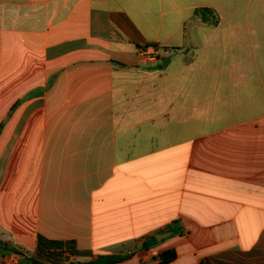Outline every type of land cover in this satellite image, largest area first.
<instances>
[{"label":"crops","instance_id":"0c3cea01","mask_svg":"<svg viewBox=\"0 0 264 264\" xmlns=\"http://www.w3.org/2000/svg\"><path fill=\"white\" fill-rule=\"evenodd\" d=\"M170 251L264 264V0H0V264Z\"/></svg>","mask_w":264,"mask_h":264},{"label":"trees","instance_id":"16d2710c","mask_svg":"<svg viewBox=\"0 0 264 264\" xmlns=\"http://www.w3.org/2000/svg\"><path fill=\"white\" fill-rule=\"evenodd\" d=\"M213 13L212 10L210 9H201L197 12V14H201V16L203 17L204 20L208 21V14ZM155 48H157V45L153 44ZM147 48V47H145ZM119 65L125 66L124 64H120ZM157 243V239L153 238L152 243L150 244L149 242H146L143 245L144 249H149L150 247H152L153 245H155ZM90 255V253L88 252H83L82 254H79V256H88ZM134 256L133 253L131 254H115V255H99L97 256L95 259H92L89 263L87 264H119L122 262H125L129 259H131ZM160 261L158 264H168L170 262H172L175 258H176V253L174 251H170V252H165L159 255ZM35 264H43L41 262H35Z\"/></svg>","mask_w":264,"mask_h":264},{"label":"water","instance_id":"95a60500","mask_svg":"<svg viewBox=\"0 0 264 264\" xmlns=\"http://www.w3.org/2000/svg\"><path fill=\"white\" fill-rule=\"evenodd\" d=\"M168 64H169V58H164V61H163L164 67H167ZM170 235H172V232H166V233L159 234L158 236H156V238L158 241H161L162 239H164Z\"/></svg>","mask_w":264,"mask_h":264},{"label":"built area","instance_id":"2783aa9c","mask_svg":"<svg viewBox=\"0 0 264 264\" xmlns=\"http://www.w3.org/2000/svg\"><path fill=\"white\" fill-rule=\"evenodd\" d=\"M152 54H153V57H157V54H155V53H152ZM141 55L148 56V53L142 52ZM157 261H158V262L160 261L159 256H158V258H157Z\"/></svg>","mask_w":264,"mask_h":264}]
</instances>
